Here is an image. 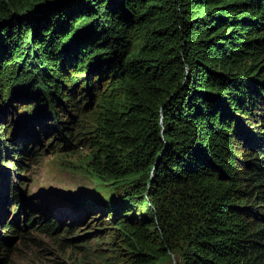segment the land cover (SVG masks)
<instances>
[{"label":"trees","instance_id":"1","mask_svg":"<svg viewBox=\"0 0 264 264\" xmlns=\"http://www.w3.org/2000/svg\"><path fill=\"white\" fill-rule=\"evenodd\" d=\"M263 125L264 0H0V162L26 170L48 126L68 149L85 136L101 188L74 210L30 201L26 225L66 247L101 240V264H264ZM17 171L0 173V220ZM28 230L8 219L3 234Z\"/></svg>","mask_w":264,"mask_h":264},{"label":"rangeland","instance_id":"2","mask_svg":"<svg viewBox=\"0 0 264 264\" xmlns=\"http://www.w3.org/2000/svg\"><path fill=\"white\" fill-rule=\"evenodd\" d=\"M84 89L81 85V124H87L90 121L86 115L93 109H86L88 99L83 92ZM96 102H94V105ZM71 114L72 116H77V111L73 108ZM58 117H61L60 121H68L70 115L63 113V115H59ZM240 118L242 120L237 124L238 127H244L245 125L250 136L255 137L252 131L257 132V128H253V125L249 124L250 117L242 116L238 113L233 114L234 121L240 120ZM1 123L4 128L7 125L9 127L8 122ZM46 128H49L48 132H46V134L48 133V137L43 140V145L41 144L42 146H39V148L36 145H31L36 152L35 156L27 161L26 170H18L16 165L15 167L14 165L7 166V162L10 161L12 163L13 161L11 158H8L0 162V173L4 174V178H6L8 171L16 169L22 177L19 178L20 183H22L20 184L21 189L29 195H34L33 198L35 200L37 199V201L43 203L45 206L55 205L54 209H59L60 206L66 205L65 201L67 208L74 210L73 206H76L74 201L81 198V190L90 191L95 190V186L100 187L101 182L94 177L89 166L93 151L88 141L84 140L85 136L83 134H81V145L77 147L75 145V147L68 149L58 135L51 134L50 127ZM83 129L84 127L81 126L82 132H84ZM95 193L100 194L101 192L96 190ZM86 204L88 202L84 205ZM61 207L60 209H62ZM14 210L15 206H12L11 212L13 213ZM65 211L66 213L68 212V210ZM103 229L104 225L101 223L94 222L89 226L83 223L81 224V230H79L75 237L90 235L88 238L91 239L97 235V232L100 233ZM22 234H25V238L19 236L18 240L11 247L9 264H101L94 255V251L97 248L106 247V244L99 243L101 240L92 239L84 241L83 238L76 239L71 247H66L67 242L63 241L62 236L52 239L36 228L29 229L26 233ZM179 262V254H172L169 264H178Z\"/></svg>","mask_w":264,"mask_h":264},{"label":"water","instance_id":"3","mask_svg":"<svg viewBox=\"0 0 264 264\" xmlns=\"http://www.w3.org/2000/svg\"><path fill=\"white\" fill-rule=\"evenodd\" d=\"M30 122H32V123H30ZM24 124H25L26 128L24 126H22V127L17 126V130H18V132L24 131L23 137L25 139H27V141H29V139L31 140L33 138L39 137L40 133L37 131V128L35 127V125H33V121L32 120L24 122ZM18 189L20 191V193H19L20 202H19V205H18L17 209H15L13 213L8 211V210H6L5 216L3 217V220H0V243L4 242L9 248L12 247V245L15 243V241L18 240L19 237L11 238V240L9 238H7L3 234V227H4L5 223L7 222L9 217L11 216L10 224L12 226L18 228L20 232L28 230L29 227L26 225L27 220H28V215H27V209L26 208H27L28 203H30V201L35 200L33 198L34 195L27 194L21 188H18ZM93 192H94L93 190H90V191H88V190L87 191H82L81 190V198L78 199V200L75 199L76 201H74V204H76V206L81 204V207H82L86 202H88V198H89V196H91L93 194ZM81 224H83V223H81Z\"/></svg>","mask_w":264,"mask_h":264}]
</instances>
